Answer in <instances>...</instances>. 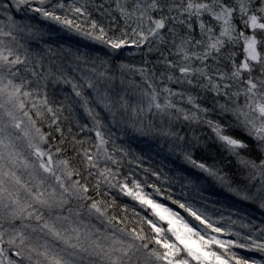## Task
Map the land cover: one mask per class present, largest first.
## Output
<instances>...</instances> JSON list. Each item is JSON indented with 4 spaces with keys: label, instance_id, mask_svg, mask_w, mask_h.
Returning a JSON list of instances; mask_svg holds the SVG:
<instances>
[{
    "label": "snow or ice",
    "instance_id": "snow-or-ice-1",
    "mask_svg": "<svg viewBox=\"0 0 264 264\" xmlns=\"http://www.w3.org/2000/svg\"><path fill=\"white\" fill-rule=\"evenodd\" d=\"M0 264H264V0H0Z\"/></svg>",
    "mask_w": 264,
    "mask_h": 264
},
{
    "label": "trees",
    "instance_id": "trees-1",
    "mask_svg": "<svg viewBox=\"0 0 264 264\" xmlns=\"http://www.w3.org/2000/svg\"><path fill=\"white\" fill-rule=\"evenodd\" d=\"M77 37L75 36H70L68 34H62L61 36V43H64L66 45H71L72 47H82L83 46V42H81V44H77ZM119 135V134H118ZM117 144H121L127 148H129V150L142 157V164L144 168H149L151 167L154 170L157 171H162L163 173H166L169 177H172L174 175L173 171H172V166L169 164V161L164 159V155L160 154L157 155L156 152V147L155 144L152 143V141L150 139H144V138H139L133 141H127L126 138L125 139H118ZM209 163H211V160L208 161ZM131 167L132 169L135 170V172L139 173L140 177L143 176V172L140 168H137L135 163H133L132 165H128L127 162L125 161V165L124 168L122 169L124 172L128 171V168ZM150 182H154V183H160L159 181H156L155 177H149ZM165 187H167V185H165ZM187 191V190H185ZM216 192H219V189L214 190ZM172 192L174 193V198H181L180 196V185L178 183H174L172 185ZM206 195H208L210 197L209 200V212L210 214H213L215 210H221L223 211V209H226L228 207H230L231 203H232V198L228 197L227 194H220V195H212V191H210L209 193H206ZM162 201L163 198H160ZM218 201V203L215 204V209H212L211 205L213 202ZM172 206L175 207L174 205H171L170 201H165V203H167ZM129 205V211L126 213L127 217H128V227H140L141 226V217L148 215V213H146L143 209L140 208V206L136 205L133 201L130 200V198L128 197H118L117 198V203L116 206L114 208V214H116L117 216H124L125 213H123L121 211L123 205ZM135 208V211L137 213H139V215H134L132 209ZM250 211L253 212L254 215L259 216V212L255 211L254 209H249ZM182 211V210H181ZM224 215H227V212H224ZM213 218H217L215 215H213ZM144 231L146 233H148L149 235H151V231L149 226L145 223L142 224ZM226 239L228 237H225Z\"/></svg>",
    "mask_w": 264,
    "mask_h": 264
},
{
    "label": "rangeland",
    "instance_id": "rangeland-1",
    "mask_svg": "<svg viewBox=\"0 0 264 264\" xmlns=\"http://www.w3.org/2000/svg\"><path fill=\"white\" fill-rule=\"evenodd\" d=\"M162 202L165 203V201H162ZM167 204H168V202H167ZM169 206H170V205H169ZM181 214L186 216V214H184L182 211H181ZM186 218H187V216H186ZM165 227H166V225H165ZM222 238H225V237H222ZM225 239H226V238H225Z\"/></svg>",
    "mask_w": 264,
    "mask_h": 264
}]
</instances>
